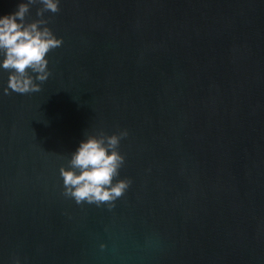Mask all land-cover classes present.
<instances>
[{"label":"water","instance_id":"water-1","mask_svg":"<svg viewBox=\"0 0 264 264\" xmlns=\"http://www.w3.org/2000/svg\"><path fill=\"white\" fill-rule=\"evenodd\" d=\"M43 18L63 44L41 90L3 95L0 70V264H264V0H61ZM123 129L115 207L65 197L84 134Z\"/></svg>","mask_w":264,"mask_h":264},{"label":"clouds","instance_id":"clouds-1","mask_svg":"<svg viewBox=\"0 0 264 264\" xmlns=\"http://www.w3.org/2000/svg\"><path fill=\"white\" fill-rule=\"evenodd\" d=\"M61 0H20L14 12L0 15V70L8 72L3 95L39 92L41 84L51 75L48 53L63 44L47 26L44 13H57ZM38 5L36 16L29 20L30 8ZM129 135L127 129L108 135L84 134L76 149L70 153L68 166L59 169L63 195L77 205H102L112 210L118 198L124 195L132 181L117 179L125 163L119 151L121 139ZM104 247L103 244L100 246ZM11 264H21L13 257Z\"/></svg>","mask_w":264,"mask_h":264}]
</instances>
